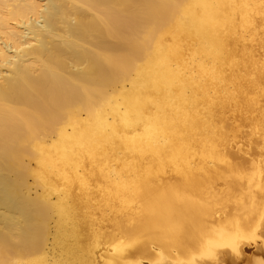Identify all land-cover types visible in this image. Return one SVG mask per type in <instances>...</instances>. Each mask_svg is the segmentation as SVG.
<instances>
[{
    "label": "bare ground",
    "instance_id": "obj_1",
    "mask_svg": "<svg viewBox=\"0 0 264 264\" xmlns=\"http://www.w3.org/2000/svg\"><path fill=\"white\" fill-rule=\"evenodd\" d=\"M0 264H264V0H0Z\"/></svg>",
    "mask_w": 264,
    "mask_h": 264
},
{
    "label": "rangeland",
    "instance_id": "obj_2",
    "mask_svg": "<svg viewBox=\"0 0 264 264\" xmlns=\"http://www.w3.org/2000/svg\"><path fill=\"white\" fill-rule=\"evenodd\" d=\"M249 249H248V252H251V251H253L254 250V248L253 247H248Z\"/></svg>",
    "mask_w": 264,
    "mask_h": 264
}]
</instances>
